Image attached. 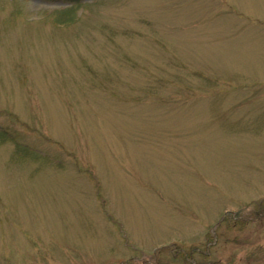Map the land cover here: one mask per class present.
<instances>
[{"label": "rangeland", "instance_id": "obj_1", "mask_svg": "<svg viewBox=\"0 0 264 264\" xmlns=\"http://www.w3.org/2000/svg\"><path fill=\"white\" fill-rule=\"evenodd\" d=\"M0 264H264V0H0Z\"/></svg>", "mask_w": 264, "mask_h": 264}, {"label": "trees", "instance_id": "obj_2", "mask_svg": "<svg viewBox=\"0 0 264 264\" xmlns=\"http://www.w3.org/2000/svg\"><path fill=\"white\" fill-rule=\"evenodd\" d=\"M242 213V210H240L239 212H237L236 214H235V216L237 217V216H239L240 214ZM233 216H231L230 214H227V215H224L223 217H222V219H221V223L222 222H229V221H231L230 219L232 218ZM233 219H234V217H233ZM219 222V223H220ZM192 253H196V252H192ZM200 253V252H199ZM192 255V254H191ZM206 255V254H205ZM186 257H188L189 258V256H186Z\"/></svg>", "mask_w": 264, "mask_h": 264}]
</instances>
